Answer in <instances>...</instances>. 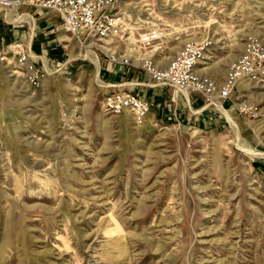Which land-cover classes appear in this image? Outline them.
<instances>
[{"label": "rangeland", "instance_id": "1", "mask_svg": "<svg viewBox=\"0 0 264 264\" xmlns=\"http://www.w3.org/2000/svg\"><path fill=\"white\" fill-rule=\"evenodd\" d=\"M111 1L113 32L82 40L0 6V264H264V0ZM190 40L213 100L153 77ZM112 90L147 114L105 110Z\"/></svg>", "mask_w": 264, "mask_h": 264}, {"label": "built area", "instance_id": "2", "mask_svg": "<svg viewBox=\"0 0 264 264\" xmlns=\"http://www.w3.org/2000/svg\"><path fill=\"white\" fill-rule=\"evenodd\" d=\"M27 1L51 11L60 21V25L80 40L107 36L113 32L118 22L113 14L114 5L111 0H0V6L18 8ZM158 37L156 29H149L141 35L140 41L151 46ZM205 45L204 41L185 42L167 66L153 70V77L182 90L199 89L210 98L212 82L199 77L195 70L197 64L208 58ZM259 53L261 51L254 43L249 42L246 45L239 61L231 67L226 83L219 89L221 96L225 97L230 93L237 77L253 73V58L261 56ZM103 107L113 112L128 109L140 121L147 114L150 102L144 96L131 91L112 90L104 97Z\"/></svg>", "mask_w": 264, "mask_h": 264}, {"label": "bare ground", "instance_id": "3", "mask_svg": "<svg viewBox=\"0 0 264 264\" xmlns=\"http://www.w3.org/2000/svg\"><path fill=\"white\" fill-rule=\"evenodd\" d=\"M7 10H11V11H15L14 10V7H10V8H7ZM11 14V13H10ZM15 15H18L17 13L15 14ZM22 15H24V14H22ZM28 15V14H27ZM16 18V17H15ZM17 19V18H16ZM146 19L147 20H151L152 18L151 17H146ZM158 34H160V32L158 31ZM89 55V54H88ZM91 57V56H90ZM18 62V65L19 66H24L25 67V62H19V61H17ZM95 63H97V62H95ZM8 64H12V63H8ZM15 66V65H14ZM17 66V65H16ZM99 66V65H98ZM12 67V66H11ZM17 71H14V73H16ZM184 90V89H183ZM210 99L211 100H213L214 99V94H212L211 96H210ZM228 115V114H227ZM252 149V148H251ZM251 149H249V148H247V147H244V150H246L247 152H249V153H251V154H253V153H257V152H255V151H252Z\"/></svg>", "mask_w": 264, "mask_h": 264}, {"label": "crops", "instance_id": "4", "mask_svg": "<svg viewBox=\"0 0 264 264\" xmlns=\"http://www.w3.org/2000/svg\"><path fill=\"white\" fill-rule=\"evenodd\" d=\"M23 17L25 18L24 20H27L30 16L29 15H27V14H24L23 15ZM9 20H7V22H8ZM0 34H1V32H0ZM5 37L3 36V38H2V40L5 42Z\"/></svg>", "mask_w": 264, "mask_h": 264}]
</instances>
